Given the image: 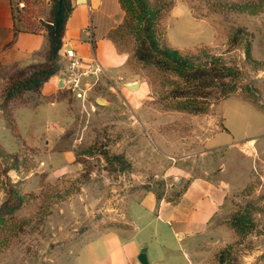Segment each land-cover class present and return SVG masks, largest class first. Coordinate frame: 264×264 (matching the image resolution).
Here are the masks:
<instances>
[{
	"label": "rangeland",
	"instance_id": "1",
	"mask_svg": "<svg viewBox=\"0 0 264 264\" xmlns=\"http://www.w3.org/2000/svg\"><path fill=\"white\" fill-rule=\"evenodd\" d=\"M39 1L17 24L48 34L53 0ZM120 2L112 39L126 57L122 78L99 83L85 106L62 93L66 114L56 130L28 131L20 146L0 148V208L10 196L21 201L0 217V264H98L115 230L130 229L132 203L150 191L176 199L171 186L208 170L222 171L227 194L195 264H264V0ZM145 12L155 13L158 48L177 51L189 68L228 75L185 80L139 60L147 35L137 16ZM47 57L32 66H45ZM32 71L0 69L5 91ZM136 82L137 89L127 87ZM227 126L244 132L210 148Z\"/></svg>",
	"mask_w": 264,
	"mask_h": 264
},
{
	"label": "crops",
	"instance_id": "2",
	"mask_svg": "<svg viewBox=\"0 0 264 264\" xmlns=\"http://www.w3.org/2000/svg\"><path fill=\"white\" fill-rule=\"evenodd\" d=\"M24 1L27 7L21 10L15 0H0V69H22L41 65L46 60L48 34L23 31L16 20L17 10L33 12L41 3L39 0ZM70 2L72 9L66 22L63 45L73 48L85 60H98L106 72L100 83L113 86L114 79L122 78L126 63L125 55L119 53L112 39V31L123 11L120 0H97L96 6L92 5V0ZM95 17L102 25L100 32H97ZM89 24L94 30L92 43L82 35V30ZM7 80L0 78V148L9 151L11 146L23 144L21 134L25 132L56 130L66 114L60 95L67 91L63 88L61 74L57 73L39 91H27L23 96V99L36 98L35 102L23 103L21 98L8 101ZM241 132L244 131H234L227 126L208 140L209 147L229 146ZM72 158L65 154L64 159ZM205 174L180 179L178 184L171 186L170 193H179L176 199H160L150 191L140 201L132 203L130 229L115 230L107 239L108 250L98 264H140L138 257L143 249L147 250L149 264H186L184 255L192 258L191 262L195 264L197 244L220 212L228 186L222 171L213 174L208 170Z\"/></svg>",
	"mask_w": 264,
	"mask_h": 264
},
{
	"label": "trees",
	"instance_id": "3",
	"mask_svg": "<svg viewBox=\"0 0 264 264\" xmlns=\"http://www.w3.org/2000/svg\"><path fill=\"white\" fill-rule=\"evenodd\" d=\"M71 9L70 0H53L51 22L47 27L49 42L47 64L43 67L29 66L33 69L31 76L22 82L14 84L13 88H8L6 91V100L9 101L10 99L19 98L21 97V94L27 91H39L40 87L45 82L59 72L60 69L57 65V59L63 48L66 22L71 13ZM128 9L133 12L135 11V7L132 3H129ZM17 12L18 14H21L19 10H17ZM137 17L140 24L144 22L146 26L144 28L147 37L141 38L140 49L137 52L138 59L142 62L152 64L166 71H172L185 80L202 79L204 81H208L210 78H225L228 75L226 72L218 71L214 72V75L212 76L210 74L212 71L211 69L206 70L201 68H189L177 51L169 49L161 50L158 48L157 44H155L156 42L153 36L155 13L145 12ZM147 43H149V47L147 46ZM20 206L21 201H13L10 196L4 206L0 208V217L4 218L13 215Z\"/></svg>",
	"mask_w": 264,
	"mask_h": 264
},
{
	"label": "built area",
	"instance_id": "4",
	"mask_svg": "<svg viewBox=\"0 0 264 264\" xmlns=\"http://www.w3.org/2000/svg\"><path fill=\"white\" fill-rule=\"evenodd\" d=\"M15 1L19 9L25 8L24 0ZM82 35L87 42L92 43L94 41L93 26L89 24L85 27ZM59 55L62 62L59 74L62 76L63 88L85 106L91 102L95 87L106 74L103 66L96 59L88 61L81 58L73 48H66L64 45ZM91 108L95 109V106L91 104Z\"/></svg>",
	"mask_w": 264,
	"mask_h": 264
},
{
	"label": "water",
	"instance_id": "5",
	"mask_svg": "<svg viewBox=\"0 0 264 264\" xmlns=\"http://www.w3.org/2000/svg\"><path fill=\"white\" fill-rule=\"evenodd\" d=\"M80 2H85V0H79ZM97 0H92V5L96 6ZM127 87H129L130 89L134 90L137 89L139 87V83H132L127 85ZM146 249H143L140 256L138 257V261L140 262V264H149L147 257H146Z\"/></svg>",
	"mask_w": 264,
	"mask_h": 264
}]
</instances>
